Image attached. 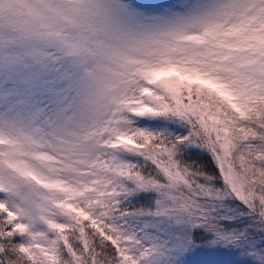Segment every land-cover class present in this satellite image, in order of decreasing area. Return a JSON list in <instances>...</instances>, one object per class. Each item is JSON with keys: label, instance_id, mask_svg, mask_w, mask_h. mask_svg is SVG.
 I'll use <instances>...</instances> for the list:
<instances>
[{"label": "snow or ice", "instance_id": "snow-or-ice-1", "mask_svg": "<svg viewBox=\"0 0 264 264\" xmlns=\"http://www.w3.org/2000/svg\"><path fill=\"white\" fill-rule=\"evenodd\" d=\"M0 264H264V0H0Z\"/></svg>", "mask_w": 264, "mask_h": 264}, {"label": "rangeland", "instance_id": "rangeland-1", "mask_svg": "<svg viewBox=\"0 0 264 264\" xmlns=\"http://www.w3.org/2000/svg\"><path fill=\"white\" fill-rule=\"evenodd\" d=\"M21 51L19 45L13 44L3 34H0V77L12 75L18 70L19 65L15 61ZM8 104L9 101L0 97V112H3Z\"/></svg>", "mask_w": 264, "mask_h": 264}]
</instances>
